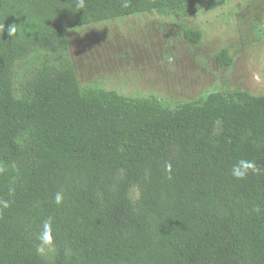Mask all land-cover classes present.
Listing matches in <instances>:
<instances>
[{
  "label": "trees",
  "instance_id": "16d2710c",
  "mask_svg": "<svg viewBox=\"0 0 264 264\" xmlns=\"http://www.w3.org/2000/svg\"><path fill=\"white\" fill-rule=\"evenodd\" d=\"M222 1L0 0V264H264V95L169 108L82 88L69 54L68 30Z\"/></svg>",
  "mask_w": 264,
  "mask_h": 264
},
{
  "label": "rangeland",
  "instance_id": "374dc122",
  "mask_svg": "<svg viewBox=\"0 0 264 264\" xmlns=\"http://www.w3.org/2000/svg\"><path fill=\"white\" fill-rule=\"evenodd\" d=\"M188 31L201 34L193 44ZM82 88L175 108L212 92L264 95V0H223L189 14H138L67 31ZM221 51L231 67L218 64Z\"/></svg>",
  "mask_w": 264,
  "mask_h": 264
},
{
  "label": "clouds",
  "instance_id": "9594fccd",
  "mask_svg": "<svg viewBox=\"0 0 264 264\" xmlns=\"http://www.w3.org/2000/svg\"><path fill=\"white\" fill-rule=\"evenodd\" d=\"M130 0H124V7L129 6ZM84 0H79L78 7L83 8ZM260 171L254 160L239 159L231 166L230 174L236 180L245 179L250 173L255 174ZM64 200L62 192H57L54 195V203L60 206ZM10 207V202L7 200H0V209H7ZM53 217L49 216L42 220L41 229L37 235V240L40 242L37 250L42 251L46 245L52 243Z\"/></svg>",
  "mask_w": 264,
  "mask_h": 264
}]
</instances>
